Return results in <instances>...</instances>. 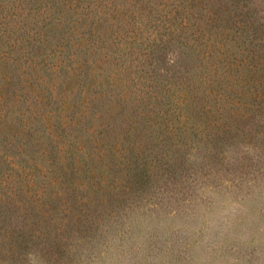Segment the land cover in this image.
Segmentation results:
<instances>
[{"label":"trees","instance_id":"1","mask_svg":"<svg viewBox=\"0 0 264 264\" xmlns=\"http://www.w3.org/2000/svg\"><path fill=\"white\" fill-rule=\"evenodd\" d=\"M242 4L0 0L1 244L59 250L96 211L264 140V15ZM49 25L64 27L54 44Z\"/></svg>","mask_w":264,"mask_h":264},{"label":"clouds","instance_id":"2","mask_svg":"<svg viewBox=\"0 0 264 264\" xmlns=\"http://www.w3.org/2000/svg\"><path fill=\"white\" fill-rule=\"evenodd\" d=\"M259 152L252 143H240L226 146L224 157L230 163L244 156L255 161ZM187 159L199 162L200 157L193 149ZM253 176L243 182L225 180L219 186L197 181L195 195L182 200L179 208L138 214L108 231L93 250L90 264H248L251 257L241 250L264 243L259 211L264 205V178ZM254 256V264H264V252L258 250ZM24 259L26 264H48L38 249L27 251Z\"/></svg>","mask_w":264,"mask_h":264},{"label":"rangeland","instance_id":"3","mask_svg":"<svg viewBox=\"0 0 264 264\" xmlns=\"http://www.w3.org/2000/svg\"><path fill=\"white\" fill-rule=\"evenodd\" d=\"M116 2L119 3L122 2V0H116ZM56 6H59V3H57ZM242 6H244V8H251L250 11L256 12L255 14H257V16L264 15V0H243ZM36 7L37 6H27L26 11H29V13H27L28 22L34 21L36 13L34 11ZM9 10L10 6H1L0 17H5ZM24 14H26V12H24ZM254 17L258 20L256 16ZM42 24V22H39V25ZM63 30L64 27L56 28L54 25L45 26L43 28L44 33H46L53 44L62 35ZM19 36L22 37L23 32ZM38 45V41L34 42L31 46V51H29L31 53L37 52ZM41 58L42 56H39L37 60ZM25 59L27 58L24 57L23 60ZM260 60L261 62L255 63L253 70L256 76L259 77V81L257 82L261 83L264 88V57ZM65 74L64 70H60L59 74H55L53 78H57L58 81H61ZM46 77L48 78L50 76L46 75ZM58 90L61 91L62 87ZM77 91H79L78 88H76L72 95L75 101H78L80 98V94ZM25 104L26 103L23 102V107H25ZM261 128L264 129V127ZM240 143H252L254 146L258 147L260 149L259 159L253 161L251 157L244 156L242 159H235V162L230 163L227 162L224 157L225 164L219 163L213 168H195L184 172V174L178 173L175 182H169L164 188L159 185V190L153 197L149 194L141 195L138 193L130 197L123 206L117 202L120 206L118 208L108 206L101 214L96 211L95 218L92 221L84 218L83 229H78L79 225L76 224L73 230H69L62 234L64 246L59 250H56L54 245H47V253L45 254V248H38L30 243H23L22 245L17 244L13 248L7 249L6 246L1 244L2 239L0 234V264H26L24 254L32 249H38L45 256L48 264H90L93 250L97 245L103 243L108 231L122 227L126 220L138 214H159L160 212H167L173 207L179 208L182 200L195 195L194 185L197 181L210 182L219 186L225 180H232L233 183H235L237 179L243 182L245 179L256 178L253 176V173L259 178H264V140L252 138L251 140L247 139ZM199 157L201 159V156ZM185 178L188 179L185 180ZM259 211L261 222L264 223V205L260 206ZM253 227L256 228L258 225H254ZM261 235L264 237V234ZM53 236L54 232L52 233V237ZM81 240L88 241L89 244H81ZM156 246L158 247V245ZM258 250L264 252V243H261L251 250L242 249L241 254L251 257L248 264H254L256 259L254 253ZM177 261L179 262V258H177Z\"/></svg>","mask_w":264,"mask_h":264}]
</instances>
